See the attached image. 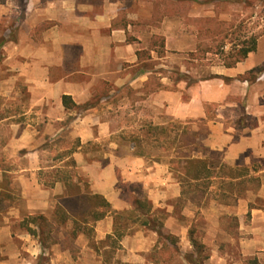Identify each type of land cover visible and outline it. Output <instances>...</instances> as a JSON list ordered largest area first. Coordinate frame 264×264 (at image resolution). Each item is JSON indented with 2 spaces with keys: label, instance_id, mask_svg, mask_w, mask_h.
I'll list each match as a JSON object with an SVG mask.
<instances>
[{
  "label": "crops",
  "instance_id": "1",
  "mask_svg": "<svg viewBox=\"0 0 264 264\" xmlns=\"http://www.w3.org/2000/svg\"><path fill=\"white\" fill-rule=\"evenodd\" d=\"M247 3L0 2V97L15 99L9 95L21 82L29 108L18 116L33 119H14L13 133L0 142V264H167L153 251L157 232L145 225L118 239L120 249L111 261L104 258L113 247L107 235L113 233L115 212L131 208L134 197L149 200L151 218L163 213L162 230L177 238L181 254L192 251V227L206 248L203 264H264V67L259 69L264 65V31L255 49L232 66L211 45L201 58L189 54L197 50L199 18L229 19L242 14L240 6ZM218 4L226 8L218 10ZM122 88L127 89L126 101L139 102L154 123H161L162 116L191 123L197 140L220 152L223 164L248 169L235 179H222H252L257 187L234 194V203L211 199L202 207L181 196L182 186L163 160L133 155L129 148L119 153L115 140L103 158H90L87 144L125 132L117 130L110 106L101 105ZM63 95L77 107H65ZM95 98L99 101L94 105L77 109ZM15 116L1 115L0 131ZM66 133L75 139L74 146L61 145ZM10 148L13 154L6 157ZM70 159L88 178L89 190L110 204L104 217L87 224L91 235L56 214L58 197L66 194L58 173ZM8 163L9 170L4 166ZM47 172L52 173L49 180ZM122 182L139 187L129 201L122 198ZM38 214L54 225L42 236L37 220L31 221ZM64 226L71 228V236Z\"/></svg>",
  "mask_w": 264,
  "mask_h": 264
},
{
  "label": "rangeland",
  "instance_id": "2",
  "mask_svg": "<svg viewBox=\"0 0 264 264\" xmlns=\"http://www.w3.org/2000/svg\"><path fill=\"white\" fill-rule=\"evenodd\" d=\"M253 1L255 2V0H249V4L247 3L243 6H240L242 8V14H235L229 19L222 20L219 19L218 17L199 18L196 21L197 31L199 29V26L202 29V31L197 32V36H198L197 50L189 54H191L193 57L201 58L202 55L205 56V48H209L208 46L211 45V49H213V51H217L221 56H223V54L220 53V50L222 51L231 50L234 43H237V40L235 39L236 34L239 35L240 40H242L244 38L243 36L245 35L249 36L251 34H254L262 30L264 28V0H262L261 4H256V5L253 4ZM215 7H218L219 8L218 10H220V7L223 8V10L226 8L225 5L221 6L220 4H218V6ZM216 20L226 22L225 24L221 25V28L223 30V34L224 32H228L229 35L224 37L223 34H219L216 37H212L209 39V36H211V34L207 35L204 30L207 28H211V29L217 28ZM228 23L231 24L233 23V24L229 26ZM231 31H234V33L230 34ZM223 53L226 54L227 52H223ZM126 92L127 89L122 88L117 92L113 93L111 95L112 98L109 97L110 98V99L108 98L109 100H106L101 103V105L104 103L103 105L104 109H107L108 106H110L111 109L109 110L112 111L117 130L119 129L121 130L122 128V130H124L125 132L116 133L115 134L116 137L111 136V138L109 137V138L101 139L99 141H94L91 144H87L85 149H87L90 158H103V156H105V153H107L106 148L109 145V142L112 140H115L116 142L119 143V150H118L119 153H126L128 151V143H130L128 141L130 139L129 137L132 138L135 137L140 139L141 143L145 146V148H147L150 151V154L154 156L159 155L161 160L167 163V166L170 169L172 164H170L168 161L169 158L175 154L174 146L177 144L178 135L181 132L182 128H187L188 130H192L191 123L172 120L160 116L161 123L159 124L167 128L166 134H161V133L156 134L153 132L147 133L146 130L148 128V125L157 124V123H154L152 121L151 119L152 114L150 111L145 112L142 110V105L139 102L137 103L127 102L124 96ZM104 95H108V93ZM9 96H15V99L0 97V116L10 115V114H15L16 116L13 118H8L3 122V132L0 131V142L3 139H7L13 133V128L15 127H12L13 124L12 121L14 119L15 120L21 119V121H27V122H31L33 120L31 119V115H27L25 118L18 116L19 113L29 108L28 94L25 90L24 85L21 82H17L15 89L11 91ZM97 101H99L98 98H95L91 100V102H89L88 104L78 107L77 109L79 110L89 105H94ZM38 124H41V121H38ZM62 140H63V142L61 143L62 146L63 145L74 146L75 139L71 137L69 133L64 134ZM165 147L167 149H163ZM5 152H6V157H9L13 154V149L11 148L9 150L7 149ZM52 154L54 155L56 154V152L52 150ZM66 162L67 163H63L64 166L60 169V172L58 173L59 176L67 174L74 180L80 177L81 179L86 180L88 182V178L85 176L82 170L77 168L75 164L72 165L71 162L69 161ZM4 166L8 170L11 167L9 163L4 164ZM247 170L248 169H244V171ZM238 171H240V169H236V172ZM171 172L174 173L173 171ZM44 175L46 180H49L51 178L52 173L49 174L47 172ZM119 186H121L122 198L128 201L131 199V194H133L132 192L139 190V187L136 184H127L122 182L119 184ZM255 187H257V182L252 179L249 181L238 182V181H229L217 177L211 180L209 187H207V189H204L203 187L198 190H193L191 186L185 187L186 195L184 197L185 199H188L187 197H191L193 199L192 202L195 205H200L202 207L209 204L211 199L218 201L219 203L230 204V203H234L236 200L234 194H241L242 192H244L246 188H255ZM202 190H204V193ZM143 199L147 200V198H143ZM161 215L163 216V213L158 214L157 217H155L158 222H161L159 220ZM37 222H39L44 232H49L54 227L52 222L46 221L45 218L37 220ZM139 226L141 225H139L138 222L134 223L129 221L128 223V227L131 228L130 232L134 231ZM63 229H65L64 232L66 233V235L68 236L72 235L70 227L64 226ZM232 247H233L232 248L233 252L236 254L235 247L234 246ZM117 249H120L118 244L111 247L109 251H105L104 258L105 259L110 258L109 261H111ZM119 253H121V251H119ZM41 259L45 260V257H42ZM41 264H44V261H41Z\"/></svg>",
  "mask_w": 264,
  "mask_h": 264
},
{
  "label": "trees",
  "instance_id": "3",
  "mask_svg": "<svg viewBox=\"0 0 264 264\" xmlns=\"http://www.w3.org/2000/svg\"><path fill=\"white\" fill-rule=\"evenodd\" d=\"M4 0H0L3 2ZM217 21V20H216ZM226 22L217 21L215 29L207 28L204 31L206 34L212 35L223 34L221 25ZM233 24V23H232ZM228 23L229 26L232 25ZM202 29L199 26L198 32ZM264 31V28L255 34H251L240 40L239 35H235L237 43H234L231 50L226 54L223 52V63L226 66H232L236 62L243 59L248 52L252 51L256 47L257 36ZM231 31L230 34H233ZM224 37L228 36V32H224ZM236 45H239L236 48ZM221 52V51H220ZM264 65L259 67L263 68ZM63 105L67 108L77 107L76 104L67 95L62 96ZM147 133H161L166 134L167 128L161 124H149L146 130ZM125 138V137H124ZM128 148L133 155L152 157L155 160H161L160 156H154L150 154V151L145 148L139 138L129 137ZM126 139V138H125ZM161 147V146H159ZM163 147V145H162ZM163 149H167L166 147ZM72 152V149L68 150V154ZM175 154L169 158L171 171L176 175L177 180L182 186L181 196L186 195L185 187L191 186L193 190H198L204 187L207 189L213 178L228 177L235 179L238 176L245 174L244 169L236 172L231 167L226 166L219 161L221 153L218 151L209 150L197 140V131L188 130L182 128L177 138V144L174 146ZM72 165L74 161L69 160ZM216 169V171H215ZM60 179L65 184L66 194L58 197V205L56 214L62 221L70 219L73 222L75 230H83L84 232L91 234L93 231L92 226L87 225L89 222H94L104 217L110 211L109 202L98 193H93L89 190V183L86 180L78 177L77 181H73L67 174L60 176ZM5 187L7 181L2 182ZM204 193V190H202ZM6 193V192H5ZM4 196L8 197L9 194ZM190 201H193L191 197H187ZM131 208L115 212L114 216V229L113 233L107 235V238H111V246L117 245L118 239L127 232H130L128 228L129 221L138 222L139 225H145L157 232L158 239L153 246V251L161 253L163 259L167 264H203V260L206 258V248L204 244L194 236V228L189 229V239L192 245V251L186 253H180L176 248L177 238L170 234H165L162 230L161 222H158L155 218H151L150 209L151 205L148 200L143 198H132ZM44 219L41 214L31 217V221ZM84 223V227L81 228V223ZM39 223V222H38ZM40 226V224H39ZM31 234H36L37 231L28 228ZM40 235L42 236L44 230L39 228ZM173 248L175 250L172 253Z\"/></svg>",
  "mask_w": 264,
  "mask_h": 264
}]
</instances>
